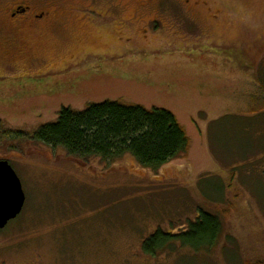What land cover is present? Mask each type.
<instances>
[{"label": "rangeland", "instance_id": "obj_1", "mask_svg": "<svg viewBox=\"0 0 264 264\" xmlns=\"http://www.w3.org/2000/svg\"><path fill=\"white\" fill-rule=\"evenodd\" d=\"M192 1L199 5L183 10L175 0H0V12L34 5L55 23L20 37L33 68L0 49V161L26 195L0 232V264H264V0ZM45 66L55 75L38 76ZM107 101L172 112L192 142L189 157L159 170L129 155L84 162L4 135ZM222 183L226 204L202 196ZM199 209L223 222L217 246L143 253L151 235L180 232Z\"/></svg>", "mask_w": 264, "mask_h": 264}, {"label": "trees", "instance_id": "obj_2", "mask_svg": "<svg viewBox=\"0 0 264 264\" xmlns=\"http://www.w3.org/2000/svg\"><path fill=\"white\" fill-rule=\"evenodd\" d=\"M261 89L264 91V84ZM258 113L251 112L255 117ZM259 116L264 117V114ZM4 135L10 139L25 136L53 149L61 148L69 156L84 162L98 158L115 163L129 155L141 167L152 170H159L178 158H188L192 145L186 130L169 110L126 106L111 101L91 105L81 113L63 108L56 123L44 125L32 134L5 131ZM254 142L248 139L244 144L254 148ZM259 149L264 153V142H260ZM257 182L261 183L260 180ZM213 192L214 195L216 192L215 201L211 196ZM201 193L212 204L224 205L228 202L223 183L214 187L210 185ZM223 230V222L218 216L199 209L196 219L187 222L185 229L170 233L157 231L144 242L142 251L150 257L180 249L207 252L217 246Z\"/></svg>", "mask_w": 264, "mask_h": 264}, {"label": "flooded vegetation", "instance_id": "obj_3", "mask_svg": "<svg viewBox=\"0 0 264 264\" xmlns=\"http://www.w3.org/2000/svg\"><path fill=\"white\" fill-rule=\"evenodd\" d=\"M175 1L181 5L183 10H187L186 8L190 5H199L198 2L192 0ZM0 14L3 15V21L0 24V49L5 50L6 52L7 50H17L15 55L10 57V59H23L26 63L27 61L31 63L33 68L35 59L27 55L29 54L28 52L31 51V43L27 37L23 39L20 37H23L26 34L33 35L40 33L46 24H50L52 20V12L49 9H41L40 7L34 5L27 6L22 3H14L10 7L1 9ZM157 21L158 20H154L152 22L156 23ZM54 24H50V29L53 30L55 28ZM55 68L56 66H45L39 73L41 75L38 76L42 78L52 77L55 75ZM24 76L33 77L30 73H24Z\"/></svg>", "mask_w": 264, "mask_h": 264}, {"label": "water", "instance_id": "obj_4", "mask_svg": "<svg viewBox=\"0 0 264 264\" xmlns=\"http://www.w3.org/2000/svg\"><path fill=\"white\" fill-rule=\"evenodd\" d=\"M26 195L17 173L7 161H0V232L23 212Z\"/></svg>", "mask_w": 264, "mask_h": 264}, {"label": "crops", "instance_id": "obj_5", "mask_svg": "<svg viewBox=\"0 0 264 264\" xmlns=\"http://www.w3.org/2000/svg\"><path fill=\"white\" fill-rule=\"evenodd\" d=\"M243 127H244V126H243ZM243 127H242V128H243ZM241 135H242V134H241Z\"/></svg>", "mask_w": 264, "mask_h": 264}]
</instances>
